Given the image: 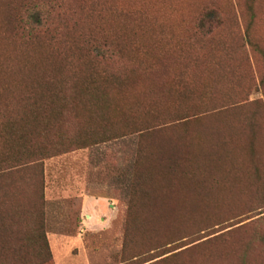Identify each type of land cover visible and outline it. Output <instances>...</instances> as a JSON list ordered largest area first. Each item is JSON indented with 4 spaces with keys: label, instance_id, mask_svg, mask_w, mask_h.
<instances>
[{
    "label": "trees",
    "instance_id": "trees-1",
    "mask_svg": "<svg viewBox=\"0 0 264 264\" xmlns=\"http://www.w3.org/2000/svg\"><path fill=\"white\" fill-rule=\"evenodd\" d=\"M140 2L111 0L105 6L96 0H0V197L5 198L0 199V264H55L45 224L46 159L132 134L138 135V149L122 264H264V215L213 237L218 231L192 239L229 220L206 217L203 204L173 206L169 198L178 192L177 185L185 186L180 183L182 168L201 159L210 138L227 144L249 131L252 140L256 122L264 124V101H250V88L237 83L252 81L250 61L243 60L247 67L232 64V52L223 43L226 58H211L205 72L208 81L214 75L213 87L203 81L205 90L199 92L182 77L181 89L174 87L181 101L167 114L149 95V74L119 73L107 62H141L146 73L163 66L159 37L145 34L150 13ZM253 2H247L250 16L243 46L264 63V47L253 32ZM222 19L217 8L208 7L195 26L204 35L212 34ZM229 74L226 87L234 91L238 86L239 97L219 90L230 102L203 109L219 95L214 86L224 85ZM259 74L264 95V70ZM216 109V115L231 119L227 126L233 134L222 136L226 124L206 133L193 128ZM176 127L177 145L161 138ZM239 143L245 151L246 144ZM197 166L193 177L199 175ZM31 167L38 168L34 174L40 177V199H28L23 186L33 175ZM190 212L199 220L188 217Z\"/></svg>",
    "mask_w": 264,
    "mask_h": 264
},
{
    "label": "rangeland",
    "instance_id": "rangeland-1",
    "mask_svg": "<svg viewBox=\"0 0 264 264\" xmlns=\"http://www.w3.org/2000/svg\"><path fill=\"white\" fill-rule=\"evenodd\" d=\"M96 1L105 6L111 2ZM247 2L248 0H141L140 7L150 13V20L144 31L148 37L150 33L159 37V55L163 57V66L146 73L141 62L132 64L112 58L107 59L109 69L125 74L133 70L136 76L146 77L149 74L152 77L149 95L152 100L156 98L154 101L158 106L166 107L169 114L176 103L181 101L176 99L174 87L180 88L178 81L182 77L199 92L205 90L203 81L213 87L210 80L214 75L208 81L205 73L207 64L211 63V58H226L221 47L223 43H227L232 52L230 62L247 67L243 60L248 58L250 72L253 74L252 81L245 78L242 81L235 78V81L241 83L242 88L245 85L250 88V101H264L263 87L259 84V72L264 70V63L249 47L243 46L245 26L250 16ZM212 6L223 17L222 26L214 28L212 34L204 35L195 26L196 19L203 9ZM119 7L122 8V5L119 4ZM253 8L256 17L253 32L264 47V0H254ZM161 30L171 32L157 33ZM231 63L229 65L233 67ZM230 77L229 74L224 85L214 86L219 95L212 102L203 104V109L221 107L230 102L223 99L219 92L233 91L226 87ZM239 90L238 86L234 87L233 95L236 98L239 97ZM247 90L248 88L244 93ZM184 100L185 98L182 99L183 102ZM198 105H201L200 102ZM217 109L213 110V114L200 117V124L195 122L193 128L206 133L210 127H223L226 124L227 131L222 136L233 134L227 126L231 124V119L216 115L219 112ZM256 124L252 140L250 136L253 135L249 131L243 135H234L235 138H230L233 140L227 144L219 145V137L216 140L210 138L205 143V153L201 155V159L187 169L182 168L180 183L185 186H176L178 192H172L169 197L172 205L184 204L191 209L192 205L203 204L206 217L229 220L219 227L195 234L192 239L218 231L209 236L213 237L264 215V124L262 121ZM191 127L190 133L193 132ZM178 128L163 133L161 138L166 137L172 145H177L180 138ZM236 140L240 141L239 144H246L245 151L240 145H236ZM250 140L253 146L248 149ZM137 149L138 135L132 134L72 150L44 161L45 190L47 188V191L44 190L45 224L55 264H122L127 205ZM198 164L199 175L193 177L191 173L196 171ZM37 169L31 167L33 175L23 185L28 189L30 198L37 195V187L41 196L40 177L39 174H34ZM181 190L184 192L181 193ZM86 194L92 199H83ZM188 217L195 218L192 212ZM195 220L199 218L196 217Z\"/></svg>",
    "mask_w": 264,
    "mask_h": 264
},
{
    "label": "crops",
    "instance_id": "crops-1",
    "mask_svg": "<svg viewBox=\"0 0 264 264\" xmlns=\"http://www.w3.org/2000/svg\"><path fill=\"white\" fill-rule=\"evenodd\" d=\"M36 191H37V195L35 196V198H33V197H29L28 199H40L39 198V188L37 187V189H36ZM45 191H47V188H46V190ZM1 192V191H0ZM0 199H5V198H2V197H0ZM6 199H8V198H6ZM25 199H27V198H25ZM83 199H92L90 196H89V194H86L85 196H83ZM95 199V198H94ZM99 199H103V198H99ZM86 202V201H85ZM46 214H47V216H48V198H47V193H46Z\"/></svg>",
    "mask_w": 264,
    "mask_h": 264
}]
</instances>
